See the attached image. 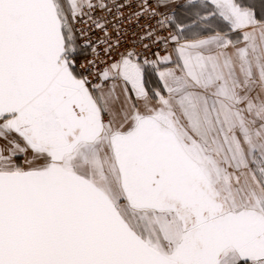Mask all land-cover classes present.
I'll return each mask as SVG.
<instances>
[{
  "label": "snow or ice",
  "instance_id": "obj_1",
  "mask_svg": "<svg viewBox=\"0 0 264 264\" xmlns=\"http://www.w3.org/2000/svg\"><path fill=\"white\" fill-rule=\"evenodd\" d=\"M259 3L0 0V264H264Z\"/></svg>",
  "mask_w": 264,
  "mask_h": 264
},
{
  "label": "built area",
  "instance_id": "obj_2",
  "mask_svg": "<svg viewBox=\"0 0 264 264\" xmlns=\"http://www.w3.org/2000/svg\"><path fill=\"white\" fill-rule=\"evenodd\" d=\"M125 2H127V0H125ZM134 10H135V7L130 8V9H126L125 15L127 16L130 12H132ZM141 23L143 24L146 22L141 21ZM123 27L127 29V39L129 41H131L134 38H137L143 32V29L135 22L134 19L131 21L125 20ZM134 34H136V35L134 36Z\"/></svg>",
  "mask_w": 264,
  "mask_h": 264
},
{
  "label": "crops",
  "instance_id": "obj_3",
  "mask_svg": "<svg viewBox=\"0 0 264 264\" xmlns=\"http://www.w3.org/2000/svg\"><path fill=\"white\" fill-rule=\"evenodd\" d=\"M255 2L257 4V7L259 8V6H260L259 0H255Z\"/></svg>",
  "mask_w": 264,
  "mask_h": 264
}]
</instances>
